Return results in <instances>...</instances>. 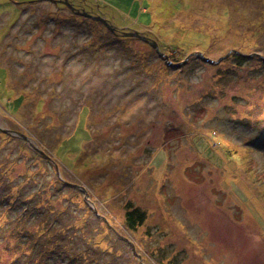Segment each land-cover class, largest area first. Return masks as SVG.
<instances>
[{"label":"rangeland","instance_id":"1","mask_svg":"<svg viewBox=\"0 0 264 264\" xmlns=\"http://www.w3.org/2000/svg\"><path fill=\"white\" fill-rule=\"evenodd\" d=\"M65 1L167 59L0 0V264H264L263 0Z\"/></svg>","mask_w":264,"mask_h":264},{"label":"water","instance_id":"2","mask_svg":"<svg viewBox=\"0 0 264 264\" xmlns=\"http://www.w3.org/2000/svg\"><path fill=\"white\" fill-rule=\"evenodd\" d=\"M64 5H66L67 7H69L71 10H73V7L67 2V1H63ZM74 14L75 15H78V16H81L83 18H90L94 21H100L101 23H103L112 33H117V31L114 29L113 26L109 25L107 23V21L105 20V18L101 15H91V14H88L86 13L85 11H79V10H73ZM118 34V33H117ZM120 35H124V36H134V37H137L139 38L141 41L143 42H147L149 43V45H151L155 51L158 53L159 56L163 57L164 59H167V56L163 53H161L160 51H158V47H157V43L155 41H152L151 39L147 38L146 36L144 35H141L135 31H125V32H121L119 33ZM190 55H195L197 57H199L200 59H202L203 61L205 62H208V63H216L218 62L219 60L217 61H214L212 59H209L207 57H204L201 53L199 52H193V53H190ZM188 59V56L185 58L184 61L180 62V63H171L172 66H174L175 68L176 67H179L181 64H183L186 60ZM167 61V60H166ZM262 61L264 62V58H262ZM168 64H170V62L168 61Z\"/></svg>","mask_w":264,"mask_h":264},{"label":"trees","instance_id":"3","mask_svg":"<svg viewBox=\"0 0 264 264\" xmlns=\"http://www.w3.org/2000/svg\"><path fill=\"white\" fill-rule=\"evenodd\" d=\"M262 1V0H261ZM264 2V0H263ZM84 19V18H82ZM97 22V21H95ZM256 23V21H255ZM117 31V30H116ZM119 31H117L118 33ZM115 33L114 35L117 36V37H121L122 35H120L119 33L117 34ZM172 63V61H171ZM165 64L167 66H169L170 64H168V60L165 61ZM74 134V133H73ZM73 135L69 136L67 139L65 140H69L72 138ZM64 140V141H65ZM64 146V145H63ZM62 146V147H63ZM62 147L60 146L59 148L62 149ZM65 184H70V183H65ZM72 185V184H70ZM124 209H125V214H124V219H125V225L127 226L128 229L130 230H133L135 229L136 227H139L143 224V222L146 220V213L145 211H143L140 207L138 206H135L131 201H127L125 202V205H124ZM84 258H86V256H84ZM78 259V258H77ZM76 260V259H74ZM71 261L69 264H76V262Z\"/></svg>","mask_w":264,"mask_h":264},{"label":"flooded vegetation","instance_id":"4","mask_svg":"<svg viewBox=\"0 0 264 264\" xmlns=\"http://www.w3.org/2000/svg\"><path fill=\"white\" fill-rule=\"evenodd\" d=\"M49 1H51V2H53V3H55V4H63V1H65V0H49ZM72 4V3H71ZM66 6V5H65ZM67 7V6H66ZM68 8V7H67ZM78 7H74L73 8V10L75 11L76 9H77ZM69 9V8H68ZM72 10V11H73Z\"/></svg>","mask_w":264,"mask_h":264}]
</instances>
